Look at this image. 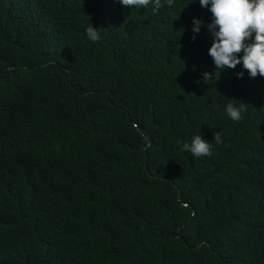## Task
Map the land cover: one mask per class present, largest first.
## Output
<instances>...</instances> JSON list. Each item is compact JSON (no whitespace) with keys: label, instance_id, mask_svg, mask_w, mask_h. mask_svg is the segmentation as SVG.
Listing matches in <instances>:
<instances>
[{"label":"trees","instance_id":"16d2710c","mask_svg":"<svg viewBox=\"0 0 264 264\" xmlns=\"http://www.w3.org/2000/svg\"><path fill=\"white\" fill-rule=\"evenodd\" d=\"M161 5L0 0V264H264V77Z\"/></svg>","mask_w":264,"mask_h":264},{"label":"clouds","instance_id":"9594fccd","mask_svg":"<svg viewBox=\"0 0 264 264\" xmlns=\"http://www.w3.org/2000/svg\"><path fill=\"white\" fill-rule=\"evenodd\" d=\"M118 2L127 9L147 7L150 2L154 11L162 6L161 0ZM198 2L211 13V21L207 24V30L212 37L208 55L216 69H235L240 65L250 78L257 75L264 77V0H198ZM165 3L171 5L172 0H165ZM202 23L199 19H193L194 34L200 32ZM86 35L92 41L99 39L93 26L86 29ZM237 75L243 77L244 71ZM224 110L229 119L239 121L245 108L243 104L235 106L228 103ZM220 140L219 133H214V141L220 143ZM181 150L189 152L194 158L209 156L211 143L201 135H195L190 143H183Z\"/></svg>","mask_w":264,"mask_h":264}]
</instances>
